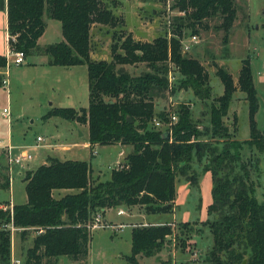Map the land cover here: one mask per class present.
Segmentation results:
<instances>
[{"label":"trees","instance_id":"obj_1","mask_svg":"<svg viewBox=\"0 0 264 264\" xmlns=\"http://www.w3.org/2000/svg\"><path fill=\"white\" fill-rule=\"evenodd\" d=\"M172 7L184 14L170 23L173 36L142 41L130 32L118 36L115 32L110 60H106L91 57L92 25L115 26L118 21L104 0H0V10L6 11V30L16 38L11 43L13 49L26 56L41 50L51 65L87 67V107L53 106L43 118L55 116L87 124L91 145L131 147L106 180L93 177L90 163L85 160L48 157L46 163L27 171L26 202L0 208V264H11L8 223L19 228L23 237L29 234V228L36 231L31 247L25 250L23 264H57L60 256L85 262L89 225L95 212L135 205L147 214L172 211L176 181L184 179L196 185L197 166L211 176L208 217L181 222L178 241L183 246L192 233L200 234L202 229L195 228L199 223L212 237L206 253L209 264H264V201L256 198L251 178V168L258 171L260 159H243L239 141L230 138L224 122L234 92L242 91L248 103L250 140L258 150H264V134L256 122L259 104L250 60H241L236 80L213 62L223 92L208 107L209 124L203 128L193 119L189 106L156 112L154 102V97L167 87L169 63L183 77L181 85L190 87L196 97L202 99L209 94L206 68L181 51L182 30L189 28L196 34L207 27V19L217 17L216 28L223 31L222 44L226 45L236 18V0H174ZM44 14L60 22L63 40L39 47L37 40L45 29ZM137 63H145L149 70L132 76L122 67ZM6 66V56L0 54V69ZM173 113L178 118L169 123ZM154 118L166 127L155 128ZM233 119L236 130L235 113ZM164 131H169V137ZM201 136L207 139H198ZM2 180L0 187L8 188L9 174H3ZM59 189L73 192L55 198L52 192ZM172 234L168 223L132 226L130 253L125 255L128 264H140L137 255L150 257L160 252Z\"/></svg>","mask_w":264,"mask_h":264},{"label":"rangeland","instance_id":"obj_2","mask_svg":"<svg viewBox=\"0 0 264 264\" xmlns=\"http://www.w3.org/2000/svg\"><path fill=\"white\" fill-rule=\"evenodd\" d=\"M174 0H104L105 4L112 10L117 18L115 26L94 24L92 25V54L95 58L110 60V45L114 41L113 33L116 35L126 34L128 32L133 34V37L142 41H151L157 36H166L170 38L173 36L171 22L177 16H183L177 8H173ZM264 0H236V18L229 34V43L222 44L223 31L216 28L219 23L217 17L207 19L205 24L207 27H201L198 30V41L194 43L191 49L187 52L181 51L184 56L193 57L199 60L208 72L209 94L199 99L193 94L190 87H184L180 82L183 77L176 70L173 64L169 63L167 72V87L154 97L155 111L172 110L179 105L189 106L192 117L199 123V128L208 125V107L214 103L215 98L222 94L223 85L216 74V67L213 62L227 70L236 80L241 60L248 58L250 60L252 75L257 88L258 111L256 114V122L259 131L264 134ZM2 12L0 11V49L5 55L6 51V29L4 28ZM46 30L41 38L40 46L49 42L59 40L60 37V22L56 19L47 17L44 14ZM183 38H187L194 34L189 28H183ZM174 37H177L174 35ZM223 45V48H222ZM43 47V46H42ZM228 47V51H227ZM46 54L41 50L34 51L27 56V59H33L36 62L41 61ZM26 59V57H25ZM27 60H25L26 62ZM22 65L10 64L8 58V72L9 79H15V85L12 88V111L15 118L12 122L13 142L18 139L33 140L36 135L44 137L46 142L52 141L58 137L57 140L63 143H71L74 139H80L79 132H87L84 124H78L70 120L60 117L42 118V115L47 110L45 103H49L47 99V85L50 83V78L39 76V68L25 67L26 63ZM126 71L132 76L140 75L149 70L145 63H137L133 65H123ZM5 68V69H6ZM2 79V75L0 74ZM33 78L36 81L33 82ZM80 80V79H79ZM85 86L80 80V87L76 90L74 98L62 97L63 91H56L52 96L54 105L61 107H87L88 105V80L85 81ZM57 88V87H56ZM6 88L0 84V111L3 107H8L5 100ZM46 102H45V100ZM108 99V98H107ZM38 100L42 104H38ZM58 104V105H57ZM10 110V108H9ZM236 115V127L234 130L233 115ZM175 114V113H173ZM177 115V114H176ZM178 118V117H177ZM177 120V119H176ZM224 122L229 128L230 138H234L240 143L241 154L244 160H251L254 162L257 158L259 161V170L255 171L251 168L252 180L255 187V196L259 201H264V150H258L251 142L249 135L248 122V103L245 100V95L242 91L236 90L232 96L229 104L228 113L224 117ZM166 126L161 125L160 129ZM0 134L3 141L9 136L7 131L6 119L0 117ZM61 135V136H60ZM60 136V138H59ZM198 139L205 140L207 137H199ZM1 144V142H0ZM15 145V144H12ZM106 148V149H105ZM130 150L131 147H128ZM127 147L125 151L127 152ZM43 146H38L31 149L33 159L29 162L28 167H20L15 164L8 166V162L0 158V174L8 175L9 169L13 178V188L15 197L22 196L25 186L24 176L27 171L33 170L37 164L42 161ZM98 153L94 150H84L81 148H73L74 153L70 157L77 159H87L93 164V169L96 170L98 165L96 159L102 158L101 163V180L109 178V173L112 168L117 167L120 163H115L119 150L118 145H107L106 147H98ZM76 151V152H75ZM108 152V153H104ZM122 152V151H121ZM39 153V154H38ZM103 155V157L101 156ZM56 158L63 160L66 157L63 152L56 153ZM69 157V156H67ZM92 157V158H91ZM121 162V161H120ZM123 162V161H122ZM16 167L20 168V172L16 171ZM9 168V169H8ZM14 168V170H12ZM197 173V184L190 185L184 179L176 181V195L175 204L172 211L159 213H145L144 209L138 205L132 207L131 212L137 215L132 222L133 224H143L138 219L151 220H171L173 234L170 242L157 254L145 257L137 255V260L140 264H209L206 260V253L211 245L212 237L206 227L199 225L195 228H201L200 234L192 233L190 238L185 241L182 246L178 241L181 232L179 226L181 222L203 221L207 216V206L211 203V176L208 171H202L200 166L195 167ZM7 189V188H6ZM2 194L8 193V190H2ZM112 207L108 211V216L115 221L122 220L125 223L130 221L125 215L116 216V209ZM129 211L127 207H118ZM101 211V210H99ZM144 212V216L142 215ZM147 214V215H146ZM142 216L143 218H140ZM106 224V221L101 219L100 225ZM108 227H97L90 229V240L88 246V256L85 262L71 261L68 256H62L57 264H128L125 255L129 254L130 244L124 233L118 231L116 224L109 223ZM154 225V224H152ZM201 226V227H200ZM132 226L128 224L125 227V232L131 230ZM176 238L174 239V237ZM197 250V256L191 258L192 250ZM192 262V263H191Z\"/></svg>","mask_w":264,"mask_h":264},{"label":"crops","instance_id":"obj_3","mask_svg":"<svg viewBox=\"0 0 264 264\" xmlns=\"http://www.w3.org/2000/svg\"><path fill=\"white\" fill-rule=\"evenodd\" d=\"M0 11L3 13L2 14L3 24L5 26L4 28L6 29V19H7L6 11L5 10H0ZM263 14H264V12H263ZM60 29H61V24H60ZM45 30H46V26H45V29H44L42 35L37 40V43H38L39 47H42V46H45V45L51 43V42H49V43H46L45 45L40 46V41H41V38H42ZM6 33H7V30H6ZM4 37H6V35ZM60 37L61 38L59 40L54 41L52 43L59 42V41L63 40V36H62V32L61 31H60ZM228 43H229V39H228ZM222 48H223V45H222ZM227 51H228V47H227ZM1 52H2V50L0 49V54H2ZM27 56H26V59H25V60H27L25 62L26 63L25 67L39 68V71L37 70L33 74L39 73L38 74L39 76H45L46 74H48L49 76H52L50 78V83L47 85L48 93L46 95H47V99L49 100V103L48 104L45 103V106L47 107V110L45 111V113L51 107L55 106L52 96H54L56 91H58V92L63 91L62 97L64 96V97H68V98H74L76 95L79 94V93L76 94V90L80 87V80L85 85L82 88V90L85 91V89H86L85 81H86V79L88 80L86 65H84V64L83 65H74V66H69V67H67V66H57V65H51V64L48 63L49 58H48L47 55H45V57H43L41 59V61H39V62H36L33 59H31V58L27 59ZM91 57L93 59H100V58H95L93 56L92 52H91ZM250 68H251V65H250ZM251 72H252V70H251ZM0 78H1V76H0ZM35 81H36V78H33V82H35ZM15 82H16L15 79H13V78H12V80L9 79V72H8V90H6V93H5V100L7 101V103H8L7 105H9V108H10L9 116L7 118L6 116H4L2 114V110H3V108H5V107H3L1 109V111H0V117H3V118L6 119L7 131H8L9 136L6 138V141H3V138H2V136L0 134V140H1L2 144H15V145H13V146H15V150L25 147V148H28L31 151L32 148L38 147V146H35V144L37 143L36 142V137L40 136L39 134L36 135V137L33 140L30 139V140L27 141L26 139H23V140L18 139L17 142H15V143L13 142L14 139H13V135H12V126H13L12 122H13L14 119L16 120V118H15V114L13 113L12 107H11L10 104H12V88H13V85H15ZM253 82H254V79H253ZM0 84H1V79H0ZM254 86H255V83H254ZM256 95H258L257 88H256ZM41 102H40V100H38L37 103L38 104H42ZM45 102H46V100H45ZM57 107H61V106H57ZM74 108H79V107L76 106ZM45 113L42 115V118L45 115ZM72 122H75V121H72ZM75 123H77V122H75ZM78 124H80V123H78ZM84 125L87 128V132L86 133H84L83 131L79 132V136H83V137L80 138V139H77V137H76V139L71 141V143H63L61 141H58L57 140L58 137L54 138L52 141H49V142H46L45 139L43 141H41L39 146H43L44 150H43V152H39L42 155V161L39 162L37 164V166L40 165V164L46 163L48 157H54L56 153H61V152H63V154L66 155V157H64L63 160H66V159L80 160V159H77L76 157H70L74 153V151H72L74 147L75 148H81V149H84V150H89V152H90V150L92 152L94 150L96 153H94V152L93 153L95 155H97L98 147L102 148V147H106L107 145H99V144L91 145L90 142H89V139H88V126H87V124H84ZM60 136H59V138H60ZM110 145H118L119 147H121V151L122 152L119 150L118 157H117L115 163H117V162L121 163L122 161H124L125 156L127 155V153H129L128 147H130V146L121 145V144H110ZM125 147H127V149H128L127 152H124L125 151ZM104 153H108V152H104ZM67 156H69V157H67ZM101 156L103 157V155H101ZM84 160L87 161V159H84ZM95 160L97 161L95 165H98L96 170L93 169V167H92L93 164L91 162H89L90 166H91V169L93 170V174L92 175H93V177L100 179L101 175H102L101 174L100 165H101V163L103 164V160H102V158L100 159V156H99L98 159L95 158ZM32 168L29 166V169H32ZM12 170H14V168ZM0 171H1V169H0ZM11 172L12 171H10V170L8 172L9 177H10L9 187L7 189L3 188V187H0V208H2L3 210H5L4 208H6V209L7 208H12V206L14 204H21V203H25L26 202V193H23L22 196H20V197L18 196L17 199H16L15 193H14L13 184H12L13 178L11 176ZM15 172H18V174L21 173L20 172V168L16 167V171ZM2 176H3V174H0V184L3 182ZM109 176H110V173H109ZM2 190H4V191L8 190V193L7 194L6 193L2 194L1 193ZM24 190H25V186H24ZM71 192H73V190H71V189H59V190H53L52 195L55 198H60L61 196L65 195L67 193H71ZM118 207H122V206H118ZM118 207L114 208V209H116V212H115L116 216L120 217V216L125 215L127 218L130 219V221L128 223H125L122 220H118V221L112 220L108 216V211L111 210L112 208H107L103 212L100 211L101 218L104 221H106V224L100 225L99 227H102V228L108 227V226H110L109 223L116 224V226L118 227V231H120V233H124V235H126L127 240H128V242L130 244L131 230L129 229L128 232H125L126 231L125 227L128 224H130V226L136 225V224H133L132 222H134L133 219L135 217H137L138 214L134 215L131 212V210H133L132 209L133 206H129V207L125 206V207H127L128 210L130 209V213H129V211H126V210H124L122 208L119 209ZM119 210H122L123 212L118 214ZM142 213H143L142 215L144 216L145 213L144 212H142ZM140 218H143V217L141 216ZM144 218H143V220H141V219H138V220L142 221L143 224L148 223V224H156L157 225V224H163V223H171V224L174 223V222H171V220H166V221H164V220L163 221L162 220H151V221H148V220H145ZM28 230H29V232H28L29 234L26 235L25 237L22 236L21 230L19 228H15L12 231V234H11V259L20 260V264L24 263L25 250L27 248L31 247L32 239H33V237L36 234V231L33 228H29ZM130 246H131V244H130ZM129 250H130V247H129ZM61 257L62 256L57 258V263L60 261L59 259H61Z\"/></svg>","mask_w":264,"mask_h":264},{"label":"built area","instance_id":"obj_4","mask_svg":"<svg viewBox=\"0 0 264 264\" xmlns=\"http://www.w3.org/2000/svg\"><path fill=\"white\" fill-rule=\"evenodd\" d=\"M183 13V11H180ZM16 38L15 36H10L8 32L6 33V51H5V56L7 59V64H8V58L10 61V64L14 65H21L25 62V53L21 50H15L13 47H11V43L15 42ZM198 41L197 35H192L187 38H183L181 40V48L183 52H187L191 49L192 45ZM8 67V65H7ZM0 74L3 76L1 79V84L3 85L6 90H8V68L0 69ZM2 114L8 118L9 116V109L8 107L3 108ZM177 117L175 114H172L170 117L169 123H174L176 121ZM165 125L163 122L159 121L158 119L154 118L153 119V126L157 129H160L158 127ZM44 138L42 136H37L36 137V144L35 146H39L40 142L43 141ZM1 142V140H0ZM0 158H4L8 162V166L11 167V164L18 165L20 167H27L29 162L33 159V155L31 151L28 148H19L15 150V146L12 144H0ZM9 169V168H8ZM10 170V169H9ZM6 209V208H4ZM122 210L118 211V214L122 213ZM101 213L100 211H97L93 214L92 216V222L90 223L89 227L91 228H97L100 226L101 222ZM6 228H8L12 231L16 228L12 225V223H8L6 225ZM198 251L194 250L191 253V258L192 259H197L194 258L195 255L197 256ZM11 264H20V260L18 259H11Z\"/></svg>","mask_w":264,"mask_h":264},{"label":"water","instance_id":"obj_5","mask_svg":"<svg viewBox=\"0 0 264 264\" xmlns=\"http://www.w3.org/2000/svg\"><path fill=\"white\" fill-rule=\"evenodd\" d=\"M129 121H131V119H129ZM163 133H164V136H165L166 138L169 137V135H170L169 131H164ZM244 262H245V261H244Z\"/></svg>","mask_w":264,"mask_h":264}]
</instances>
